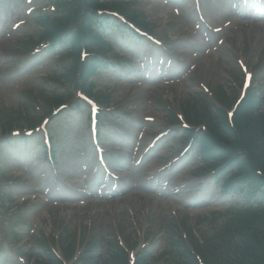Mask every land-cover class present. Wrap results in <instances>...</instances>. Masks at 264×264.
I'll list each match as a JSON object with an SVG mask.
<instances>
[{"label":"rangeland","instance_id":"rangeland-1","mask_svg":"<svg viewBox=\"0 0 264 264\" xmlns=\"http://www.w3.org/2000/svg\"><path fill=\"white\" fill-rule=\"evenodd\" d=\"M136 3L134 8L144 12L147 20L151 23L152 33L158 38L173 39L176 42L177 51H180L182 60L191 59L195 54L198 58L187 64L188 68L185 71L184 79L172 86H162L161 82L149 83L142 80H139L137 85H132V82L127 81V78L131 77L130 71L127 72V77L114 76L117 80L114 85L111 84L114 81L108 77V79L106 77L97 79L102 85L103 91L112 94L111 109L114 108L120 113L134 112L133 115L137 117L135 121L137 126H125L126 129H131L133 135L143 131L144 139L149 140L152 133L163 130V123L168 118L166 115H169L165 108L166 102H171L172 106L178 110L179 101L190 98L200 91L209 90L210 92L211 89V91L218 92L219 86H222L229 95H236L241 87L239 80L243 77L238 64L239 60L243 61L255 74L257 85H262L261 88L264 90V21L251 20L254 24H246L245 20H240L233 12L220 8L223 5V0H204L202 8L210 27L219 26L229 18L233 20L230 22V26L224 30L226 40L223 45L218 46L215 42L206 48L208 49L207 53L203 49L195 52L193 49L196 45L202 41L212 40L214 35L206 25H203L195 33L196 18H194V13L184 11L188 9L187 7L180 10L177 15L173 9L161 6L158 0H138ZM33 24L30 26L33 27ZM31 27L24 30L22 27L19 31L11 33L9 37L6 35L7 37L0 43V107L8 108V112H11L9 115L2 116V121H7L12 117L15 120L19 118L16 115L18 112L13 113L11 107L14 111H18L20 109L19 99L24 94H28L31 89L29 86L41 85L44 81L49 82L47 79L51 76V73H48L53 68L50 61L49 65L37 68L29 76L23 77L29 81L34 79L35 83L28 86L29 83H22L21 79L16 82L15 88L13 74L14 72L17 74L18 67V62H15L17 60V42L22 38L27 39L29 34L34 32ZM114 40L121 41L118 38H114ZM127 43L133 44L139 50L140 42L129 39ZM129 47L127 46L125 51L126 55H130ZM136 54L138 55L137 63H140L143 53ZM144 55H146V61H150L153 57L149 51ZM194 63L197 64L195 68L191 66ZM43 75H47V77L38 80ZM199 101L203 100L200 98ZM148 116L155 120L153 122L141 121ZM2 121L0 123H3ZM126 155L128 156V153ZM162 161V158H155L152 163L157 166ZM148 166L137 173L138 179H143L142 176L145 177L155 170ZM124 168L128 179L132 181L137 168L131 167L127 163ZM7 171L8 175H12L17 172V169L11 166ZM141 173L142 176H140ZM64 177L65 180H70L69 173H65ZM20 182H23V179H20ZM24 184L28 185V182ZM16 192L15 196H19V191L16 190ZM27 205L31 208L25 206L22 210L23 218L18 217L14 220L17 225H21L20 230L23 231V228L27 230L32 226L33 218L39 215L44 216L46 213L44 216L48 223L46 231L61 233L63 238L69 237L71 242H78L81 245L84 241L90 240L89 238L103 242L111 241L113 233L125 237L130 245H135L137 241L143 243L146 241L149 231L156 233L160 230V224L169 221L176 222L181 217H187L191 222L199 210V208L187 209L183 204L173 201L171 198L160 201L140 188H131L119 201L83 198L81 202L70 205L61 202L56 205L53 203L44 205L41 201L36 200ZM156 234L158 237L159 233Z\"/></svg>","mask_w":264,"mask_h":264},{"label":"trees","instance_id":"trees-1","mask_svg":"<svg viewBox=\"0 0 264 264\" xmlns=\"http://www.w3.org/2000/svg\"><path fill=\"white\" fill-rule=\"evenodd\" d=\"M66 1V3H65ZM63 3L68 4V8H64L60 14V17L52 21L49 26L47 24V31L45 36L48 38H54L57 37L64 29H66L68 26L71 25H77L82 27V30L85 33V37L82 41V43L78 42L77 39H79V35L73 40L76 41V46H73L72 54L78 56V49L81 45H85L87 48H92L94 46L101 47V44L94 41L95 36L91 34V32L84 28L85 21L90 18L91 12L90 8L93 7L96 3L95 0H65ZM127 16L132 21L138 23L141 25L135 15H133L130 10H127ZM76 64H78V60L75 61ZM72 72L68 70V76L70 78L72 77ZM249 101V99L247 100ZM245 104V103H244ZM242 105L238 111V115L236 118V124L238 127V130H234L231 127L227 126L226 135L228 139H231L236 146L234 148H226L221 143L215 139L212 141V143L215 144V147H219L221 150L228 151L232 154L238 153L240 150L244 148H248L249 152L252 153L254 156L252 157V160H257L258 156L261 157L262 160L260 161V166L264 167V118L260 119H252L255 121H251L247 118V109L246 105ZM220 137H222L221 134H218ZM258 149V151H261L259 154H255L252 150ZM253 224H246L247 228H252ZM238 232L242 234V231L238 229ZM233 235L229 239L228 242L222 241L217 242V245L213 246V260L211 261V264H224V262L227 259L230 262V264H233V262H237L239 264H259V261H264V257L261 258V256H264V242H258L254 241L251 238V235L248 240H246L245 245L238 244L235 245V242L233 240ZM231 245V246H230ZM235 245V246H232ZM228 246V247H227ZM182 257H186V264H194L190 253L185 252ZM139 264H146V261L142 259Z\"/></svg>","mask_w":264,"mask_h":264}]
</instances>
